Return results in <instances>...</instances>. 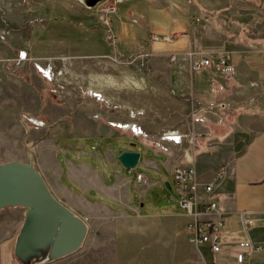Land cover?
Returning <instances> with one entry per match:
<instances>
[{
	"label": "rangeland",
	"instance_id": "1",
	"mask_svg": "<svg viewBox=\"0 0 264 264\" xmlns=\"http://www.w3.org/2000/svg\"><path fill=\"white\" fill-rule=\"evenodd\" d=\"M65 1L77 7L67 10L61 0H0V59L4 58L0 72V163L19 157L26 161L32 159L42 168L46 163L53 170L56 152L82 139L90 149L86 151H94L89 157L94 163L98 158L109 166L103 151L106 146L112 149V159L118 160V168L132 178L131 197H139L136 172L142 170L147 181L142 184V199L126 209L135 214L124 221L127 225L117 228L109 224L127 214L101 205L95 210L96 215L106 221H95L77 251L41 264H88L92 258L88 251L98 247L106 256L103 264L114 263L118 245L130 243L123 241L127 232L145 235L131 243L135 264H188L192 248L176 231L177 216L150 213L184 210L179 203V186L167 163L180 156V147L186 139L178 134L190 130L196 103L190 96V81H181L171 74L173 62L167 52L175 44L150 41L151 35L174 31L193 36L197 30V41L204 43L211 35L207 30L213 28L216 32L212 35L221 36L230 34L227 28L236 32L240 27L252 32L264 19V13L259 12L256 17H231L223 9H189L186 15L178 10L177 24L171 20L173 13L168 9L157 16L155 7L145 4L147 0L143 4L131 0L119 4L118 12L111 14V24L107 25L100 18V9L117 0H101L93 6H88V0ZM194 2L182 0L185 7H191ZM152 3L168 5L167 0ZM131 4L137 5L138 13L147 9V18L140 19V23L133 22L123 11ZM26 5L31 10L40 7V12L31 11ZM250 10L244 12L250 13ZM196 16L201 17L199 24ZM43 17L50 19L46 22ZM196 24L198 27L194 29ZM142 26L143 32L139 33ZM112 33L117 36L116 41ZM13 39L17 45L10 42ZM17 42L26 48L18 47ZM6 43H11L12 48ZM29 43L31 49L27 47ZM177 80L184 82L183 86L179 87ZM81 132L95 136H70ZM123 147L141 150V159L134 168H126L119 161L118 154ZM166 200L169 202L161 205ZM102 201L111 207L116 204L107 198ZM71 205L82 214L94 211L87 204ZM25 210L23 206L0 210V264H23L15 255V242ZM96 227L100 228L97 232L104 240L94 246ZM148 233H164L165 238L156 239Z\"/></svg>",
	"mask_w": 264,
	"mask_h": 264
},
{
	"label": "crops",
	"instance_id": "2",
	"mask_svg": "<svg viewBox=\"0 0 264 264\" xmlns=\"http://www.w3.org/2000/svg\"><path fill=\"white\" fill-rule=\"evenodd\" d=\"M61 1L67 10H72L73 6L77 7L69 1ZM123 1L131 0L118 1L117 9L111 14L118 12L119 4ZM143 1L146 0H138V4H143ZM152 2L153 0H147L145 4L154 6L157 16L163 15L162 11L168 9L173 13L171 20L177 24H179L176 18L178 17V10L180 14L186 15L189 9L199 10L203 7L212 11L223 9L231 17H256L257 13H264V0H195L191 7H185L182 0H167L168 5L165 7L156 6ZM38 4L40 3L38 2ZM250 5L256 7L252 8ZM27 8L29 7L27 6ZM39 9L40 7L32 10L29 8V10L37 12H40ZM137 9L136 4H131L129 7H125L123 11L131 16L133 22L140 23V19L147 18V9L140 13L136 11ZM246 9H251L250 13L244 12ZM99 13L101 18V12ZM176 13L177 15H175ZM43 18L46 22L50 19V17ZM198 24L194 26V29L198 27ZM43 26L41 25V27ZM142 28L144 26L141 27L139 33L143 32ZM245 29L238 27L235 32L234 29L227 28L230 34L225 36L212 35L216 29H209L207 33L211 35L204 43L201 40L197 41V30L194 31L193 36L187 33L188 36L176 38L174 41H164L176 46L174 49H169L168 54L191 46L200 48L212 56H216L224 48L230 50L232 54V68L226 73L209 69L196 72L194 79H192L188 70L178 69L174 63L171 66V74L173 73L176 79L190 81L191 88L188 89L192 93L190 96L196 106L192 108L190 130L188 128L187 132H179L180 134H178V137L186 139V142L180 147L182 150L180 156L175 161L170 162L168 160L167 165L173 171L175 165L189 164L186 151L193 142L192 154L200 184V194L203 193V187L206 183L215 181L214 191L223 220L221 226L222 245L219 250H214L209 244L196 247L190 243L187 225L194 216L185 208L182 212L150 213L153 215L168 213V216H170L169 214L177 216L178 227L176 231H178L179 236L182 235L180 239L190 243L192 248L188 264H264V19L258 22L252 32ZM173 32L171 31V33ZM10 42L15 43L14 39ZM17 43L18 47L20 45L21 48H26L23 44L25 41ZM15 45L17 44L15 43ZM27 47L31 49V44ZM2 60L4 58L0 59V72L3 71ZM180 80L177 81L180 82ZM183 83L176 82L178 86H183ZM221 101L226 104L225 108L218 105ZM194 111H197V114L193 118ZM198 116L200 119L197 118ZM220 118H222L221 121ZM195 134L197 136L194 138ZM70 136L78 138L95 135L81 132ZM104 137L111 139L105 134ZM68 144L64 149L56 152L53 170L46 163L43 165L44 168L37 164L54 194L75 212L86 218L89 225L88 234L91 233L95 221L100 223L102 219L96 215L95 211L102 207L101 205L127 214V216L115 218L109 224L116 225L117 228L123 224L127 225L128 223L124 221L130 220L135 214L127 212L126 209L132 208L131 206L136 204L134 203L136 200L142 199V184L147 181L145 173L142 170L136 172V174L141 172L143 176L142 179H138L136 175V191L139 197L135 199L129 193L132 178L127 177L118 168V160L112 159V149L109 146H106L103 151L109 160V166H107L104 160L100 161L97 158L95 163L90 160L89 157L93 156L94 151H86L90 149L86 148V143L82 139ZM168 157L170 159L169 154ZM110 165H113L114 168L110 169ZM221 169L225 170L224 176L215 180ZM168 182L170 181L168 180ZM73 187L79 191H75ZM96 196L101 197L102 200L107 198L111 203L116 204L111 207L105 201L98 200ZM71 204H87L88 208L94 211L82 214ZM18 207L21 206H9L0 210ZM243 215L253 220L248 231L243 228ZM98 230L100 228L96 227L94 246L98 244V241L104 240L103 236L100 237ZM125 235L126 238L123 241L130 243L118 245L114 255L115 262L111 264H135V255L131 243L145 235L138 232H127ZM147 235L156 239L165 238L164 233L162 235L148 233ZM166 237L169 240V233L166 234ZM247 237L254 243L262 244L263 248L253 250L248 260L239 262L237 259V254L241 249L239 241ZM93 249L96 250L88 251L93 258L90 259V262L88 261V264H103V259L106 258L105 253L100 251V247ZM96 258H99L98 262L95 261ZM107 264H110L109 261Z\"/></svg>",
	"mask_w": 264,
	"mask_h": 264
},
{
	"label": "water",
	"instance_id": "3",
	"mask_svg": "<svg viewBox=\"0 0 264 264\" xmlns=\"http://www.w3.org/2000/svg\"><path fill=\"white\" fill-rule=\"evenodd\" d=\"M99 1L88 0V6ZM141 155L140 149H124L118 159L131 169ZM9 206L26 208L15 242V255L23 264H41L73 253L88 235L86 218L54 194L32 159L0 163V209Z\"/></svg>",
	"mask_w": 264,
	"mask_h": 264
},
{
	"label": "built area",
	"instance_id": "4",
	"mask_svg": "<svg viewBox=\"0 0 264 264\" xmlns=\"http://www.w3.org/2000/svg\"><path fill=\"white\" fill-rule=\"evenodd\" d=\"M117 0L114 4L102 6L101 19L105 24H111V13L117 9ZM196 23L201 22V17L196 16ZM188 36L186 32L167 33V34H152L151 40L158 41H174L176 38ZM113 40H117V36L112 33ZM170 60L183 70H188L192 79L196 72H201L209 69H216L221 72H228L232 68L231 51L222 49L216 56L207 54L204 50L195 46L187 47L172 51ZM221 108H225L223 101L219 102ZM197 111H194L192 116H196ZM200 119V117H197ZM222 118H220V121ZM197 134L194 135V138ZM193 143V142H192ZM190 144L186 151V157L189 159V164H178L173 168V175L176 183L179 186L181 196L179 198L180 205L185 208L194 218L188 223V239L193 246L200 247L209 244L214 250L221 248V226L223 220L219 207L218 199L215 195V181L208 182L203 187V193L200 194V184L197 178V170L193 158V144ZM225 174V170L221 169L215 180L221 179ZM143 174H137L138 179H142ZM243 228L248 231L253 224V220L249 217L242 216ZM241 249L237 254L239 262H245L249 259L253 250L263 248L262 244L254 243L250 238H244L239 241Z\"/></svg>",
	"mask_w": 264,
	"mask_h": 264
},
{
	"label": "trees",
	"instance_id": "5",
	"mask_svg": "<svg viewBox=\"0 0 264 264\" xmlns=\"http://www.w3.org/2000/svg\"><path fill=\"white\" fill-rule=\"evenodd\" d=\"M7 46H10L12 48V44L11 43H6ZM124 149H127V148H121V150H124ZM120 153V152H119Z\"/></svg>",
	"mask_w": 264,
	"mask_h": 264
},
{
	"label": "bare ground",
	"instance_id": "6",
	"mask_svg": "<svg viewBox=\"0 0 264 264\" xmlns=\"http://www.w3.org/2000/svg\"><path fill=\"white\" fill-rule=\"evenodd\" d=\"M140 161V160H139Z\"/></svg>",
	"mask_w": 264,
	"mask_h": 264
}]
</instances>
